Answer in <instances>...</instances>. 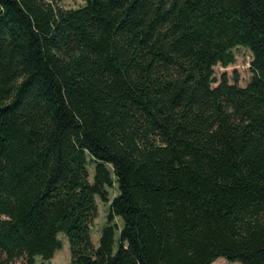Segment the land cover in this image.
<instances>
[{"label":"trees","instance_id":"obj_1","mask_svg":"<svg viewBox=\"0 0 264 264\" xmlns=\"http://www.w3.org/2000/svg\"><path fill=\"white\" fill-rule=\"evenodd\" d=\"M84 1L0 0V264H264V0Z\"/></svg>","mask_w":264,"mask_h":264},{"label":"rangeland","instance_id":"obj_2","mask_svg":"<svg viewBox=\"0 0 264 264\" xmlns=\"http://www.w3.org/2000/svg\"><path fill=\"white\" fill-rule=\"evenodd\" d=\"M49 2L65 8V9H77L85 4L84 0H48ZM235 55V63L227 68H223L221 66H217L214 69L215 72V81L216 83L213 84V87H217L224 77L227 78L229 84H234L238 82L241 87H245L251 77V61H252V54L251 52L244 48L238 47L234 51ZM89 181L93 183V175H94V168L92 165H89ZM108 192L110 194V199L112 200L114 196L117 195L116 187L108 188ZM111 202V201H110ZM96 204L98 206V216L95 219L92 225L91 231V238L92 242L95 246H98V242L102 233V229L106 226L108 222V215H109V204L103 202L99 197H96ZM115 221L118 225H122L120 219L116 218ZM119 232L117 233V236ZM58 239L62 242V247L59 249L53 259L50 261H44L41 257H36V264H70L71 263V250H70V242L67 236L63 233L58 235ZM223 259V258H221ZM226 264H239V263H229L225 259H223Z\"/></svg>","mask_w":264,"mask_h":264},{"label":"crops","instance_id":"obj_3","mask_svg":"<svg viewBox=\"0 0 264 264\" xmlns=\"http://www.w3.org/2000/svg\"><path fill=\"white\" fill-rule=\"evenodd\" d=\"M214 264H226V262L223 259H218Z\"/></svg>","mask_w":264,"mask_h":264}]
</instances>
